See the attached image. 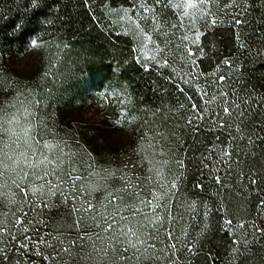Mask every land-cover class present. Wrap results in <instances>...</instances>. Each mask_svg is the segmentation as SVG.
Returning <instances> with one entry per match:
<instances>
[{"label": "trees", "instance_id": "obj_1", "mask_svg": "<svg viewBox=\"0 0 264 264\" xmlns=\"http://www.w3.org/2000/svg\"><path fill=\"white\" fill-rule=\"evenodd\" d=\"M132 2L0 0V91L32 94L34 130L52 125L71 142L62 154H42L50 163L40 168L61 177L40 206L28 202L27 189L14 180L17 165L0 149V228L7 229L0 231V264H264V235L251 236L253 224L264 228V55H256L264 49V0H247V8L245 0H214L223 18L203 31L194 70L187 71L136 56V40L117 16ZM230 3L239 9L224 7ZM220 90L229 100L254 98L245 116L255 128L253 143L233 141L234 129L213 125L225 116L206 101ZM83 107L101 111L102 121L76 127ZM69 171L74 176L64 178ZM109 193L122 205L114 230H107ZM146 200L159 205L157 252L146 249L148 260L121 258L116 252L129 220H120L121 209ZM88 203L94 212L72 210ZM34 228L45 231L37 244L24 239ZM245 233L247 250L233 244Z\"/></svg>", "mask_w": 264, "mask_h": 264}, {"label": "rangeland", "instance_id": "obj_2", "mask_svg": "<svg viewBox=\"0 0 264 264\" xmlns=\"http://www.w3.org/2000/svg\"><path fill=\"white\" fill-rule=\"evenodd\" d=\"M183 2L185 0H171V4L174 5H179ZM162 3L167 4L168 0H162ZM142 4L154 8L157 19H163L165 21L162 29L158 23L149 18L153 13L143 12L141 8ZM191 11L189 9V12ZM211 11L213 14H217V21L223 18L221 12L219 13L216 6H214V2ZM182 12L183 8H173L171 6L162 8L161 5H155V0H136V2L131 3L130 7L120 9L117 16L124 29L134 36L136 40V56L142 61L148 63L167 59L172 64L186 71L194 70L193 61L201 45L200 37L203 31L213 25L211 24V18L205 20L201 17L196 19L195 29H193L188 16L181 18ZM180 23H183L185 26L175 29L168 26L170 24L179 25ZM197 30L200 33L198 39L195 34ZM145 32H147L150 39L144 36ZM185 36L188 37L187 40L184 39ZM189 48L192 51L191 57H188L186 51ZM24 63L26 64V62ZM35 106V98L30 93L26 94L22 91L18 95L15 94L13 96L9 87H5L0 91V149H4L5 154L8 155L5 158L6 161L17 165L18 172L14 174V180L24 190L27 189L25 195L28 202L31 200L36 201L38 206H40L39 204L41 202L48 200V196L41 197L40 195L42 183L48 184L50 182L53 184L61 176L51 171L53 168H50V171H44L40 167L35 169L29 168L28 164L25 163V158L35 164L42 160V154L47 155V153L55 151L57 153L61 151L59 153L62 154V151L71 142L61 132L56 133L57 131L54 129L56 127L52 125L45 126L41 131H35L32 120L30 119L31 112L35 110ZM102 114L101 111L96 109L83 107L77 113L73 123L76 127H81L82 129L84 126H93L102 121ZM2 124L4 125L2 126ZM65 174L66 176L64 178L68 179L74 176L72 171ZM33 188L36 189L35 194L32 191ZM158 207L157 200L154 202L146 200L143 203L139 201L136 206H124L121 209L122 217L129 218V220L124 221L126 222L125 225L122 223L124 227L123 233H127L129 228H132L134 225L147 224V227L143 229L145 236L141 237V239H146V243L144 245L137 244L136 237H126L123 234V240L120 241L122 244L116 252L117 256L120 255L121 258L132 256L138 258L142 254L144 256L143 258L146 259L149 257L146 255V252H149L150 248H153L157 252L155 242L159 240L160 234L162 233V225H155L158 222L156 218L160 214L157 209ZM148 220H151V223H148ZM32 222L34 225H37L36 222ZM37 228H34L32 233L24 237V239L36 244L42 242L41 239L44 237L45 231L37 233ZM90 231L83 232L82 235L89 236L91 235L88 233ZM35 238L38 239L34 240ZM129 239L131 243H129ZM161 241L163 242V240ZM91 243L93 244L95 242L92 241ZM131 245H135V247ZM101 246L102 244L98 246L99 250L102 248ZM126 249L127 251H125ZM162 249L165 251L166 248L164 245ZM149 253H152V251ZM150 258L152 257L150 256ZM93 263L96 264L95 261Z\"/></svg>", "mask_w": 264, "mask_h": 264}, {"label": "snow or ice", "instance_id": "obj_3", "mask_svg": "<svg viewBox=\"0 0 264 264\" xmlns=\"http://www.w3.org/2000/svg\"><path fill=\"white\" fill-rule=\"evenodd\" d=\"M33 4H37V0H33ZM212 4H213V0H185V2L179 4V5H174L171 4V0H168L167 4H163L162 0H155V5H161L162 8H167L169 6L173 7V8H183V12L181 13V18L184 16H188L190 18V21L192 23V27L193 29H195V21L196 19H199L201 17H203L205 20H207L208 18H211V24L214 26L217 23V14H213L211 11L212 8ZM249 5L247 4V0H245V8H247ZM225 8L228 7H233L236 8L237 10L239 9V5H235V4H227L224 6ZM141 8L143 10L144 13H153V15L151 17H149L150 19H152L153 21H155L156 23H158L161 27V29L163 28L165 21H163V19H157V16L155 14V10L154 8H150L147 7L145 5H141ZM189 9H191L192 11L189 12ZM203 10V11H202ZM222 22V21H221ZM234 22L236 24H242L243 20L240 19H235ZM169 27L175 29L177 27H184L185 25L183 23H180L179 25L177 24H170L168 25ZM196 37L197 39L199 38V31H196ZM144 36L146 38L148 37L147 32L144 33ZM185 40L188 39L187 36L184 37ZM33 44H35V41H32ZM241 47L244 48L245 45L241 44ZM250 50V49H247ZM187 55L188 57L192 56V51L191 49H187ZM256 55H264V49H257L256 50ZM183 58V57H182ZM163 63L165 65H167L169 63V60L165 59L163 61ZM225 63L231 65L232 61L228 60L225 61ZM219 80L221 82L226 80V77L221 75L219 77ZM228 92L224 91V90H220L217 92L216 95L212 96L211 98H209L206 101V107L210 110L212 107H216V108H220L221 111L223 112L225 119H219V117H217V119H219V123L217 124V119H212V123L215 126H218L220 128H229V129H234L235 133L237 134L236 136L233 137V141H243V140H247V142L249 144L253 143V139L252 137L254 135H256L255 132V128L249 129L248 127V123L245 120V116L247 114V112H249L252 109V104L251 101L254 99L251 94H246L245 96H239V95H233V98L231 100L228 99ZM237 101H240V103H238ZM243 105V107H242ZM193 108H195V105H193ZM213 115H216L215 113H213ZM211 119V117H210ZM190 123V121H189ZM261 131H264V128L260 129ZM231 135V133H230ZM222 154L224 157H230L231 156V152L227 151V150H222ZM221 162H223V160H221ZM25 163L28 164L29 168H38L40 167L41 164H46V163H50L49 161L42 160V161H38L37 163L33 164L31 161H28L25 158ZM181 166L182 165V162ZM47 174V172H46ZM215 180L217 183L220 182V177L216 176ZM253 184L256 183L255 180L252 181ZM173 188L176 187L175 183H173L172 185ZM202 187V186H201ZM58 186L51 184L50 182L48 183V187H47V191L44 190V185H41V190H40V195L41 197L43 196H49V195H55L56 192L58 191ZM33 193L35 194L36 189L33 188L32 189ZM111 197V201L113 202L114 205V210L113 213H109V215L107 216V220L110 221V223H108L107 225V230H114V226L117 223V218L116 215L114 213L119 212L120 207L122 206L121 204H115V202L117 200H120V197L114 193H109L108 194ZM107 199V197H106ZM143 203V202H142ZM131 207V206H129ZM259 207L264 208V199H261L259 202ZM73 211L76 212H80V213H90V212H94V206L91 203H88L87 206L85 207L84 205H81L80 208H75L73 207L72 209ZM102 215V214H101ZM93 220H95V216L92 217ZM127 218L125 217H120V220L123 221ZM147 219V218H146ZM157 221H159V217L156 218ZM148 223H151V220H148ZM226 223L228 225L232 224L231 220H227ZM147 227V224L144 225H134L132 228H129L127 233H122L124 234L126 237H136V243L137 244H141L144 245L146 243V239H141L142 236H145V232H144V228ZM241 229L244 228V225L241 224L239 226ZM252 233L251 236L254 238L256 233H259L261 235H264V228H257L254 224L252 225ZM0 231H4L6 232L7 229L6 228H0ZM170 235V233H169ZM15 239V238H13ZM57 239H59V237H57ZM117 239V237H113V240ZM129 243H131L130 239H129ZM243 244L245 246V250H247V246L250 244V239H249V234L245 233L242 234L238 239L233 241L234 245H238V244ZM132 247H135V245H131ZM21 247H28V245L25 244H21ZM62 251L67 252L68 249H64L62 248ZM127 251V249L125 250ZM189 251H191V246H189ZM233 252L237 255V256H242L243 253L240 252V249L234 248ZM3 259L7 260L8 257L5 254L3 256Z\"/></svg>", "mask_w": 264, "mask_h": 264}]
</instances>
